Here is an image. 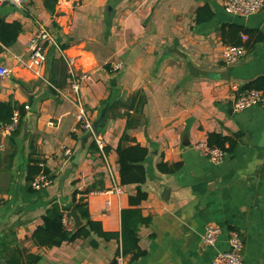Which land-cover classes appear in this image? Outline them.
<instances>
[{
    "label": "crops",
    "instance_id": "0c3cea01",
    "mask_svg": "<svg viewBox=\"0 0 264 264\" xmlns=\"http://www.w3.org/2000/svg\"><path fill=\"white\" fill-rule=\"evenodd\" d=\"M2 22H18L20 31L12 44L0 43V65L11 69L0 84V103L29 108L44 97L34 113L25 108L10 135L0 124V219L8 214L0 237L38 255L35 264H111L120 253L118 239L91 235L49 248L36 246L31 234L51 202L72 208L73 191L87 188L90 218L104 231H120L121 211L136 190L119 183L116 148L126 134L148 150L141 185L147 198L140 208L149 222L138 228L144 255L136 264H210L227 249L231 229L242 236L244 264H264V101L237 111L228 99L234 85L264 77V8L240 17L227 13L221 0H58L52 13L43 0H25L1 4ZM233 24L263 39L226 65L221 30ZM41 27L57 45L46 47L37 75L24 63L27 42ZM66 58L76 72L91 75L77 102L56 93L68 87ZM112 63L121 68L114 71ZM81 109L91 123L106 109V123L96 137L102 150L89 148L90 136L75 164L89 132L78 122ZM209 133L236 141L218 163L202 152ZM32 157L51 181L35 191L26 181ZM160 162L181 167L161 173ZM115 185L121 192H105ZM208 224L220 229L210 246L201 240Z\"/></svg>",
    "mask_w": 264,
    "mask_h": 264
},
{
    "label": "trees",
    "instance_id": "16d2710c",
    "mask_svg": "<svg viewBox=\"0 0 264 264\" xmlns=\"http://www.w3.org/2000/svg\"><path fill=\"white\" fill-rule=\"evenodd\" d=\"M58 0H43L44 6L50 11L54 12ZM20 31V24L0 23V43L8 46L14 42ZM241 34L247 36V41L242 42ZM222 39L228 44H243L247 48L251 47L255 42L261 41L263 35L257 30H250L240 25H230L221 30ZM1 49V46H0ZM256 88L264 91V77H258L247 84L242 89ZM18 110L20 115V122L22 117L27 113L23 105H8L0 103V124L3 125L10 121L14 110ZM132 141V144L125 146L124 142ZM207 145L211 147H219L222 151H231L236 145V141L232 137L222 136L217 133H209L207 137ZM228 144V147L225 144ZM89 148L91 150H98L94 140L91 141ZM108 147H104V151H108ZM117 163H118V177L120 185L134 184L135 193L128 197L129 207L121 211V229L119 232H107L101 227L99 221H94L90 218L87 203L83 195L89 193L92 188H87L80 192L73 191L72 207L80 215L85 224L74 233L67 231L62 224V217L64 213L70 215V208L62 207L57 202L50 203L45 213L42 215V223L38 225L31 234L32 241L38 247H54L60 246L63 242L74 241L77 238H88L95 235L104 240L118 239L120 241V252L127 259L126 264H136L138 260L144 255V251L138 245V228L149 222V218L142 214L140 204L147 198V194L142 190L141 185L145 182L146 171L143 166V161L148 155V150L136 143L126 134H123L118 142L116 148ZM40 159L31 158V162L27 168L26 181L28 183V190L35 191L31 186V182L36 175L44 173L49 175L46 167L39 166ZM181 167L180 162L168 164L167 162H160L157 164V169L161 173H175ZM49 178V176H48ZM81 194L76 197L77 194ZM13 234V233H12ZM8 235L3 234L0 237V258L5 264H35L40 257L36 254L30 253L27 249L11 246L8 241ZM92 246H97L95 240L91 241ZM111 264H115V260Z\"/></svg>",
    "mask_w": 264,
    "mask_h": 264
},
{
    "label": "built area",
    "instance_id": "2783aa9c",
    "mask_svg": "<svg viewBox=\"0 0 264 264\" xmlns=\"http://www.w3.org/2000/svg\"><path fill=\"white\" fill-rule=\"evenodd\" d=\"M25 0H0V5L4 2L20 6ZM224 10L227 13L248 17L259 13L264 8V0H221ZM247 36L242 35V42L247 41ZM49 45H57L55 37L44 27H41L27 42L28 58L24 63L25 66L32 70L35 74L40 75V69L46 62V47ZM246 53V47L243 44H224L221 50V58L226 65H231L241 59ZM67 73L69 77L68 87L57 89L56 93L60 98L69 99L77 102L79 92L84 83L91 81L89 72H76L73 68V60L66 58ZM111 67L114 71L121 68L120 63H112ZM11 69L7 66L0 65V84L9 77ZM228 99L233 109L239 111L258 105L264 101V91L256 88L242 89L234 85L232 91L228 95ZM26 109L28 107H25ZM78 122L86 131H91L92 123L81 109L78 113ZM20 124V115L14 110L10 121L2 126V130L6 135H10L16 131ZM97 147L102 150L103 143L100 139L94 137ZM203 154L211 161L218 163L223 159L224 152L219 147H211L201 145ZM69 154V151H66ZM39 166L44 167L43 162ZM51 183L50 179L44 173H39L34 177L31 186L36 189H42ZM106 193L121 192L120 186H113L105 191ZM62 224L67 231L73 228V220L70 215L64 213ZM220 235V229L214 224L206 225L201 240L207 245H214ZM243 239L238 231L231 229L228 233L227 249L218 251L214 254L210 264H244L243 261ZM115 264H126L125 257L121 252L115 258Z\"/></svg>",
    "mask_w": 264,
    "mask_h": 264
},
{
    "label": "water",
    "instance_id": "95a60500",
    "mask_svg": "<svg viewBox=\"0 0 264 264\" xmlns=\"http://www.w3.org/2000/svg\"><path fill=\"white\" fill-rule=\"evenodd\" d=\"M3 4H6V2H4ZM44 97V94L39 95L37 97H35L30 105V107L28 108V111L30 113H34L36 111V106L37 103ZM106 123V109H103L100 116L98 117V119H96L91 126V131L88 132L82 139L80 142V147L77 149V151L74 154V160L73 163L78 164V158L80 156L81 151L83 150V148L85 147V144L88 140V138L90 136L93 137H97L99 134V129L103 128L104 125ZM168 189H166L165 194L167 193ZM70 216L73 220V228H72V232L74 233L75 231H77L79 228H81L84 224L85 221L81 219L80 215L78 214V212L76 211L75 207H72L70 209ZM8 218V214L0 219V224H2L3 222H5Z\"/></svg>",
    "mask_w": 264,
    "mask_h": 264
}]
</instances>
